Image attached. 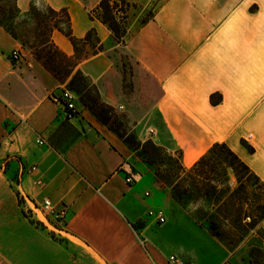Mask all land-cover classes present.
Masks as SVG:
<instances>
[{"label": "crops", "instance_id": "0c3cea01", "mask_svg": "<svg viewBox=\"0 0 264 264\" xmlns=\"http://www.w3.org/2000/svg\"><path fill=\"white\" fill-rule=\"evenodd\" d=\"M33 1L68 9L79 38L96 30L105 48L75 69L130 132L143 139L152 129L157 145L181 151L186 168L224 142L264 183V0H127L121 43L91 16L101 0L17 6L24 11ZM51 38L74 54L64 33L55 29ZM120 46L130 68L115 51ZM14 49L22 51L18 65L9 58ZM61 89L0 24V264H168L170 253L193 264H234L230 248L181 210L175 213L187 226V243L163 253L150 235L156 218L136 205L141 181L135 174L126 181V144L80 107L78 117L66 119L52 99ZM45 199L57 210L68 207L61 231L51 216L46 226L32 222H45L32 208ZM149 205L157 207L153 199ZM139 219L145 226L135 229Z\"/></svg>", "mask_w": 264, "mask_h": 264}, {"label": "rangeland", "instance_id": "374dc122", "mask_svg": "<svg viewBox=\"0 0 264 264\" xmlns=\"http://www.w3.org/2000/svg\"><path fill=\"white\" fill-rule=\"evenodd\" d=\"M0 7V23L18 39L27 56L46 67L59 87H68L78 95L82 114L85 113L101 126H108L126 144L124 162L130 166L129 173L135 174L141 181L135 198L137 207L141 203L143 208L140 206V209L146 208L151 219H155V215L149 213L151 209L157 211L161 208L164 215H170L167 224L157 223V228L150 230V235L163 253H170L173 248L180 249L187 243V226L179 221L175 213L181 210L201 227L209 229L211 221L217 223V230L221 233L218 238L232 251L234 264H264V231L261 228L264 219V184L261 181L245 171L236 174L228 162L215 153L210 154L199 166L186 168L181 162L180 151L176 149L169 152L157 145L152 139L154 133L147 132L143 139H139L130 132V125L125 124L113 108L103 101L96 86L88 78L81 80L79 77L76 88L72 86L76 64L103 50L105 43L102 40V45H99L93 35L89 43L79 44L72 56L63 52L55 54V48L50 49L48 44L45 48L55 54L56 60L46 66L38 54L47 55L40 41L51 38L52 34L51 18H46L50 14L49 6L33 1L27 10L21 11L17 0H0ZM43 17L46 18L47 26L41 21ZM115 51L121 56L124 65L130 68L131 58L124 47L120 46ZM130 137H135L142 145L136 148L132 141H126ZM146 149L151 154H147ZM146 191L151 192L152 197L145 196ZM152 199L157 204L155 208H150ZM43 224L48 225L47 222Z\"/></svg>", "mask_w": 264, "mask_h": 264}, {"label": "trees", "instance_id": "16d2710c", "mask_svg": "<svg viewBox=\"0 0 264 264\" xmlns=\"http://www.w3.org/2000/svg\"><path fill=\"white\" fill-rule=\"evenodd\" d=\"M118 1H120L122 3V5L126 6V9H127L128 5H129L127 0H118ZM117 5H118L117 1L112 2L111 0H101L99 2L98 6L96 7V9L92 10L91 16H92V18H94V16L99 18L104 24H106L108 26V28L113 32L117 42L121 43V42H123L124 37L127 33V27H126L125 21H122L117 17V14L115 12V8L117 7ZM49 10H50V14L47 15L46 18H51L52 25H51L50 31L52 32L53 30L57 29V30L61 31L62 33H64L70 39L74 48L77 49V47L81 43H83V44L89 43L91 41V37L93 35H94L95 42H97L99 45H102L101 39L99 38V36H98V34L94 28L90 29L87 32V34L82 38H79L74 34L73 29H72L71 15H70L68 9H66V8L54 9V8L49 6ZM94 13L96 15H94ZM58 14H60V16H58ZM46 18L43 17L41 21H42V23H45V25L47 26ZM126 18H127V16H126ZM40 42H41V45H42L44 52L47 51V55L44 56L42 54H38V58L42 59L43 63L46 66H50V64L55 62V60H56L55 54H60L62 52L58 49L56 44L53 42L52 38L43 39ZM48 44L50 45V49L55 48L53 50V51H55V54H52L50 49L46 50L45 46H47ZM76 66H77V64H76ZM79 77L81 78V80H84L86 76H84V74L82 73V71L80 69H77L75 74L73 75V77L71 79L73 88H76L77 79ZM213 99L214 98L212 96V100ZM130 139L128 138V140H126V141L127 142L132 141V143H134L136 145L135 146L136 148L139 147L140 145H142V143L140 141H138L137 139H135V137H130ZM149 143L153 144V146L156 147V145H154V143L152 141H149ZM250 150H252V147H250ZM146 153L151 154V152L147 149H146ZM213 153L217 154V156L219 158H221L222 160H224L225 162H228L229 166L236 172V174L240 175L241 173H243L245 171L247 174L252 175L257 180L261 181V179L250 169V167L234 151H232L227 146V144L224 142H216L210 148L208 153L206 155H204L194 166H199L200 164L205 162L207 160V157ZM179 155H180V159H181V156H182L181 151L179 152ZM18 196H19V192H18ZM19 202H20V204L22 203V199L20 197H19ZM23 213L30 218L32 217L29 215L30 213L26 210H23ZM31 220H32V222H35L38 225L41 224L42 226H45L43 224V222H41V221H36L32 218H31ZM216 224L217 223L215 221H211L209 224V229L213 235L219 236L221 233L218 232ZM132 226L135 229H138L139 227H144L145 224L141 219H139L138 223L137 224L132 223Z\"/></svg>", "mask_w": 264, "mask_h": 264}, {"label": "built area", "instance_id": "2783aa9c", "mask_svg": "<svg viewBox=\"0 0 264 264\" xmlns=\"http://www.w3.org/2000/svg\"><path fill=\"white\" fill-rule=\"evenodd\" d=\"M111 1H117L118 5L115 8L117 17L122 21H126V6L122 5V3L118 0ZM9 58L14 64H20V62L22 61V51L20 49L12 50L9 54ZM52 99L62 104L66 119L73 120L80 114V109L78 106V95L72 89L63 86L59 94L52 95ZM153 132L154 131L151 129L150 133ZM38 143L42 144L43 140L39 138ZM135 180L136 176L134 174L129 173V175H127L126 177V181L128 183H132ZM146 195H149V192H146ZM32 208L36 214L42 215L41 218L47 223L51 221L48 216H51L53 218V229L55 231H61L65 226L68 216L67 206L60 210H57L52 206V203L49 199H45L41 204H33ZM149 213L151 215H155V218L158 223L162 224L166 222V217L162 209H158L157 211L151 209ZM167 262L168 264H193L192 262L187 261L177 253H170L168 255Z\"/></svg>", "mask_w": 264, "mask_h": 264}]
</instances>
